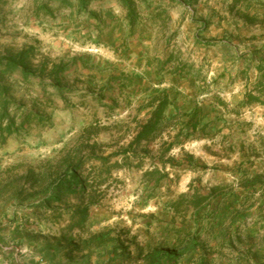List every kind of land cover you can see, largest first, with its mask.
<instances>
[{
    "label": "rangeland",
    "instance_id": "obj_1",
    "mask_svg": "<svg viewBox=\"0 0 264 264\" xmlns=\"http://www.w3.org/2000/svg\"><path fill=\"white\" fill-rule=\"evenodd\" d=\"M133 1L137 22L130 29L122 0H87L84 7L78 0H0V56L25 51L36 69L61 64L67 88L59 97L37 81L14 85L16 104L26 111L45 108L50 121L28 126L0 145V264H78L86 252L98 256L101 246L121 242L138 254L162 235L163 214L180 195L191 198L225 186L211 207L240 196L250 208L264 194V135L258 133L264 129V101L227 108L229 98L217 95L219 106L226 105L230 133L199 129L195 135L185 130L181 115L122 156L153 112L150 98L159 96L132 94L130 79L136 70H146L147 60L153 68L162 64L170 52L163 48L165 38L176 51L174 62L200 63L206 77L213 50L192 46L197 30L203 34L212 27L204 19L224 17L227 32L237 39L264 37V0H235L233 7L230 0ZM230 16L244 20L247 28L229 22ZM254 25L259 28L251 29ZM134 48L147 53L146 66L126 53ZM11 78L19 81L17 74ZM206 86L217 93L214 86L202 90ZM238 126L245 131L238 133ZM69 164H80L85 191L46 205ZM152 168H165L167 174L155 187L143 177ZM87 206L85 223L77 226L76 212ZM201 235L206 241L208 230Z\"/></svg>",
    "mask_w": 264,
    "mask_h": 264
},
{
    "label": "crops",
    "instance_id": "obj_2",
    "mask_svg": "<svg viewBox=\"0 0 264 264\" xmlns=\"http://www.w3.org/2000/svg\"><path fill=\"white\" fill-rule=\"evenodd\" d=\"M233 2L235 0H230V7H233ZM204 20H208L212 27L203 34H198L197 30L192 36V46L213 50L214 61L210 71L205 73L206 77L202 76L204 72L199 66L200 63L194 62L195 64L190 66L185 62L182 64L174 62L176 51L173 50L174 46L169 44L166 37L163 48H167L170 52L163 60H160L162 64L159 67L153 68L147 59V66L145 65L143 57L146 52L144 49L134 48L130 52H126L129 56L134 55L140 67L142 63L147 67L146 70H136L137 74L130 79L131 88L134 95L139 96L150 91L151 95L157 93L158 96L159 94L158 98H150L151 100L165 98L168 103L164 112L166 118L180 114L184 116L186 123L195 118L201 122V125H208L206 130L214 133L220 132L223 135L224 130L230 133L229 128L225 127L228 112H225V104L219 106L217 103V95H225L229 98L231 105H227V108L246 103V96L249 92L258 98V101L253 104L256 107L264 101V98H261L264 92V37L261 36L263 33H260L258 36L255 34L256 39H237L232 37V33L227 32V28L224 26V17H208ZM228 20L231 23L241 22L240 24L247 28L246 23L242 24L244 20L234 18V16H230ZM258 28L259 26L254 25L251 29ZM213 43L216 45H205ZM212 67H219V69L213 70ZM203 85H208L211 88L214 86L217 93L212 89L210 91L207 86L202 90ZM225 87L230 88L228 89L229 93L218 94V90ZM250 109L252 110V107ZM244 114L246 113H243V116ZM241 116L240 114L239 117ZM236 118V121L240 122L238 116ZM256 119L259 118L256 117ZM243 130L245 131L238 126V133ZM198 132L199 130L193 134L196 135ZM258 133L264 135V129L263 132ZM262 166L264 169V164ZM261 176L264 178V170H262ZM259 199L260 201L250 208L244 205L246 203L240 199V196L231 197L222 203L217 202L214 207H211V201L210 205L200 212L197 225L195 227L193 223L190 225V229L195 230L198 235L196 247L178 257L174 263L264 264V194L260 195ZM163 215L164 223H160L163 227L162 235L155 240V244L147 246L150 250L163 240L171 242L173 240V235L170 233L171 228L181 227V221L174 218L171 212L166 210ZM239 215H242V220L237 218ZM246 218H249V222H246ZM212 227L213 235H211ZM206 229L209 235L205 241L200 233H204ZM241 232L244 233V236H240ZM121 244L128 247L125 253L121 254L118 251L119 243L114 248L103 245L98 249L101 251L98 256L86 252L77 260L78 264H144L143 258H139L138 254H134V250L130 249V244H123V242ZM114 249L117 251L115 252ZM109 250L110 254H108Z\"/></svg>",
    "mask_w": 264,
    "mask_h": 264
},
{
    "label": "trees",
    "instance_id": "obj_3",
    "mask_svg": "<svg viewBox=\"0 0 264 264\" xmlns=\"http://www.w3.org/2000/svg\"><path fill=\"white\" fill-rule=\"evenodd\" d=\"M78 1H80L81 6L84 7V3L87 0ZM122 3L127 11L125 20L127 24H129L130 29H133L137 22L134 1L122 0ZM245 21H247V19ZM65 69L66 67L61 64L52 66L51 68L43 65L36 69L31 65L29 55L25 51L18 54H5L0 56V145H4L11 136L24 132L28 126H42L50 121V118L43 113L45 108H33L26 111L23 106L16 104V100L12 97L14 85L21 83L27 86L30 81H37L43 91L51 87L56 91L59 97H63L67 88L61 83V74ZM16 74L19 77V81L12 80L11 83V77ZM255 101H258V98H255L252 93L249 92L246 96V103H243V105H248ZM152 105L154 109L149 116V120L139 127L133 141L129 144L128 148L122 152L124 159L129 155V150L139 145L142 140L148 139L154 132L158 131L163 122H174L181 116L180 114L171 118H166L164 116L165 109L168 105L165 98L161 100L153 99ZM221 105H223V103L220 104V106ZM186 126L185 130H188L190 133H195L199 129L203 132L208 127L207 124L201 125V122L195 118L187 121ZM170 148L171 145H168L166 151H169ZM99 159L103 163H106L108 160V158ZM117 165L118 164L115 163L113 167H117ZM79 169L80 164H76L75 166L69 164L63 170L54 184L55 195L45 200L46 205H49L51 201L60 202L62 197L66 195H73L78 192L83 193L85 191L86 188L80 178ZM163 169L164 170L161 171L158 168H152L145 172L143 177L147 180L149 185L155 187L167 178V174L164 172L165 168ZM224 189L225 186H215L210 188L209 193L206 195L199 196L193 193L191 198L180 195L176 201L172 202L166 210L171 212L174 218H180L181 227L171 228L170 233L173 235V240L171 242L163 240L156 244L151 250L149 247H147V251L145 252L141 250L138 253V257L143 258L144 264H175L174 262H176L178 257L194 249L197 245L198 235H196L195 230L192 231L190 227H186L185 212L190 210V221L195 227L200 212L206 209L210 205V202L216 199L219 192ZM89 207L90 206H87L76 212L77 221L75 224L77 226H82L85 223ZM118 248L121 254L128 250V247L121 243ZM114 251L116 252L117 249H114Z\"/></svg>",
    "mask_w": 264,
    "mask_h": 264
}]
</instances>
